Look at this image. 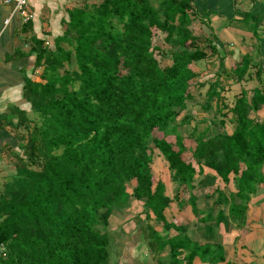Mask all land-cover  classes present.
Here are the masks:
<instances>
[{
    "label": "trees",
    "instance_id": "trees-1",
    "mask_svg": "<svg viewBox=\"0 0 264 264\" xmlns=\"http://www.w3.org/2000/svg\"><path fill=\"white\" fill-rule=\"evenodd\" d=\"M192 1H85L67 9L52 46L33 37L30 53L40 71L38 79L25 76L23 84L31 111L12 106L8 118L19 130L16 149H10L14 171L0 183V264H108L110 217L130 198L142 202L137 220L150 253L168 247L169 264H193L210 253L209 245L192 240L185 224L166 218L171 198L165 183L154 181L152 147L166 160L171 179L190 191L196 175H204L206 186L218 177L233 182V189L216 186L205 194L217 195L207 209L190 192L186 203L198 222L226 229L246 224L248 203L264 185V119L258 116L264 85L242 90L228 107L230 132L208 136V127L194 125L197 168L183 159L187 146L175 121L194 97L190 82L199 74L190 65L216 53L211 41L208 51L191 35ZM153 30L169 45L170 63L163 66ZM242 59L232 69L238 80L248 71L247 56ZM262 73L256 70L258 78ZM220 91L218 79L209 83L206 109L215 101L225 116ZM188 120L185 113L181 122ZM152 218L161 230L144 224Z\"/></svg>",
    "mask_w": 264,
    "mask_h": 264
},
{
    "label": "crops",
    "instance_id": "crops-1",
    "mask_svg": "<svg viewBox=\"0 0 264 264\" xmlns=\"http://www.w3.org/2000/svg\"><path fill=\"white\" fill-rule=\"evenodd\" d=\"M56 2L57 0H28V6L34 14L29 24L13 11L12 4H0V183L4 180L3 166L9 162L10 149L16 146L15 133L19 130L8 125L10 107L31 111L30 103L23 96V84L25 76L38 79L40 71L35 68V53H30L33 37L52 46L54 38L62 33V20L68 18L67 9L71 7L66 5L65 12L62 13L54 4ZM239 3H245L249 8L238 9L236 4ZM192 5L189 28H193L194 35L204 41L202 46L211 41L216 47L215 54L200 61L234 67L244 63V56H249L247 64L264 65L262 20L256 32L251 24H240L246 23L250 13V16H263L264 19V0H193ZM205 15H209L208 22L204 21ZM201 23L207 26V31L200 28ZM194 63L196 62L192 64ZM260 113L264 114V110ZM260 187V191L248 203L246 224L241 228L230 225L226 229L222 225L198 222L196 218L191 222L190 217V221L183 222L187 228L186 233L192 240L211 247L210 253L203 257L196 256L193 264H264V203L263 206L256 205L263 197L264 185ZM210 227L212 230H209ZM169 234L174 235L176 231L170 229ZM137 242L135 239L129 243L126 250L128 254L123 253L124 257H121L118 264H158L159 259L166 264L171 262L168 247L161 254L154 255L149 252L145 240H141V245ZM214 253L221 254L222 260L216 261Z\"/></svg>",
    "mask_w": 264,
    "mask_h": 264
},
{
    "label": "rangeland",
    "instance_id": "rangeland-1",
    "mask_svg": "<svg viewBox=\"0 0 264 264\" xmlns=\"http://www.w3.org/2000/svg\"><path fill=\"white\" fill-rule=\"evenodd\" d=\"M85 1L89 3H99L101 0H57V2L54 4H56V7H58L60 12L64 13L66 5L69 7L81 6ZM236 7L241 10H246L249 8V6L245 3H242L241 5L240 3L239 5L236 4ZM250 15L251 14H249L246 18L245 22L247 24L240 22L239 23L245 25L251 24L253 30L258 31L257 28L259 27V24L253 23L255 21L253 17L256 15H254L253 17ZM208 16L209 15L204 16V21L208 22ZM258 18L262 20V23L264 25L263 16H260ZM200 28L204 32L207 31V26L204 23L200 24ZM190 30L191 35L193 36L195 30L193 31V28H190ZM153 43L156 45V47H159L161 49L160 52H156V57L159 59L161 65L163 66L166 63H169L170 57L166 52V49L169 47V45L164 42L163 33L153 30ZM203 43L204 41H198L199 46H201ZM203 47L209 51L207 45ZM247 58L249 61V56H247ZM250 60H252L251 57ZM204 61H199L190 65L191 68L199 74L200 79L196 78L191 80L190 90L193 92L194 97L192 100H189L187 102V110L180 112L175 121V123H177L178 125L180 133L184 136V141L187 146V150L182 153V157L186 161H191L196 168L197 165L195 164L193 159V148L195 146V143L190 137V132L193 126L197 125L200 130L208 127V136H212L219 132H230L234 124L231 122V112H229L228 107H231L233 105L235 98L240 95L242 90L245 89L250 91V89H252L253 87H262L264 85V74H262L260 78H258L256 75V70L259 68L261 69L264 65L245 64L248 67V73L246 72L243 78L238 80L237 75L232 72L233 65H218L214 62L206 63ZM239 65H243V63ZM216 79H218V81L220 82V93L223 98L222 101L223 104H225L227 107L222 109V112L225 113V116H223L221 113H218L215 101L212 102L211 108L206 109V90L209 83ZM197 81L203 82V86H198V84L196 83ZM185 113L186 115H189V120L187 122H181V119ZM251 115L254 116L253 113H251ZM258 116L264 119V114L260 113ZM221 120L224 121L223 124L221 123ZM21 131L25 132L23 128H21ZM155 134L158 136H162V133L159 132H155ZM166 139L172 142L174 141V137L172 135H168ZM149 152H151L152 155L151 169L154 181L162 180L165 183L166 187L165 193L171 198L169 207L165 209V215L169 221L183 223L190 221L189 217L191 218V222L195 221L196 217L192 214V212L190 213V206L186 203L190 192H193L197 195L198 206L203 207V209H207L208 205L214 201L217 195L211 198H206V193H210L211 190L216 186H220L226 191L234 188V184L232 181L229 182L228 185H226L219 177L215 180L214 185L208 184L207 182L208 186H206V184L203 182L204 175L201 174L195 176L196 188L190 191L189 189H186L185 186L178 185L177 182L171 179L170 171L167 166L168 164L156 148L152 147V151L150 150ZM8 161L9 162L5 166H3L2 169L3 178L4 175L9 176L14 171L15 161L12 157L11 152ZM205 171L208 172V169H206ZM200 182V185H203L204 187L198 186V183ZM262 189L263 197L262 201H257L256 205L258 206H263L264 203V188ZM127 190L129 192L131 191V184L128 185ZM175 196L178 197V200L174 198ZM180 200L183 201L184 204H178ZM214 209L213 211L215 212ZM141 210L142 202L134 198H130L127 205L116 208L114 213L110 217V222L107 227L110 239L108 245V264H118L121 261V257H124V254H128L126 250H128V245L129 243H131V241L136 239L138 240V244H142V236L141 232H139L140 222L137 220V215L141 212ZM186 212H188L189 214L187 215ZM141 217L143 218L144 214H141ZM148 223L154 225V227H156L158 230H161V225L157 223L153 218L150 220H144V224ZM236 227L239 228V226ZM241 227L242 226H240V228ZM143 249H145V246L143 247ZM214 254L217 256L216 261L222 260L220 259V257L222 256L221 254Z\"/></svg>",
    "mask_w": 264,
    "mask_h": 264
},
{
    "label": "built area",
    "instance_id": "built-area-1",
    "mask_svg": "<svg viewBox=\"0 0 264 264\" xmlns=\"http://www.w3.org/2000/svg\"><path fill=\"white\" fill-rule=\"evenodd\" d=\"M0 4H12L13 11L18 13L24 22L33 19L34 14L28 6V0H0Z\"/></svg>",
    "mask_w": 264,
    "mask_h": 264
}]
</instances>
